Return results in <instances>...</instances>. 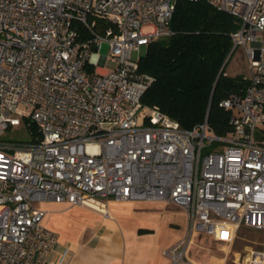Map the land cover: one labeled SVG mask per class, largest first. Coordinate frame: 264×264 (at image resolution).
I'll list each match as a JSON object with an SVG mask.
<instances>
[{
    "label": "built area",
    "instance_id": "obj_1",
    "mask_svg": "<svg viewBox=\"0 0 264 264\" xmlns=\"http://www.w3.org/2000/svg\"><path fill=\"white\" fill-rule=\"evenodd\" d=\"M176 1L0 0V264L44 263L57 241L44 200L177 204L188 224L164 250L172 264L185 261L196 233L226 240L241 225L264 230V0H190L239 23L229 56L242 48L248 83L219 102L232 112L224 135L207 116L185 129L142 103L152 78L138 73L135 54L172 34ZM25 118L39 126L37 142L2 137ZM242 264H264V249H248Z\"/></svg>",
    "mask_w": 264,
    "mask_h": 264
},
{
    "label": "trees",
    "instance_id": "obj_2",
    "mask_svg": "<svg viewBox=\"0 0 264 264\" xmlns=\"http://www.w3.org/2000/svg\"><path fill=\"white\" fill-rule=\"evenodd\" d=\"M231 14L204 1L177 0L170 23L172 34L152 40L138 58V73L152 78L142 103L156 106L185 129L208 125L219 135L232 131V112L219 105L231 92L241 93L248 80L242 74L228 75L230 34L238 28ZM75 26L82 37L88 29ZM25 135L21 144L37 142L39 126L29 118L22 122ZM256 138L264 143V125Z\"/></svg>",
    "mask_w": 264,
    "mask_h": 264
},
{
    "label": "crops",
    "instance_id": "obj_3",
    "mask_svg": "<svg viewBox=\"0 0 264 264\" xmlns=\"http://www.w3.org/2000/svg\"><path fill=\"white\" fill-rule=\"evenodd\" d=\"M91 203L94 208L54 200L38 202L45 210L43 224L57 233L43 264H172L164 250L185 236L188 224L179 205L112 198L104 205ZM243 227L226 240L196 233L185 261L176 264H242L248 249H259V241L244 237L253 233ZM64 250L68 253L60 263Z\"/></svg>",
    "mask_w": 264,
    "mask_h": 264
},
{
    "label": "rangeland",
    "instance_id": "obj_4",
    "mask_svg": "<svg viewBox=\"0 0 264 264\" xmlns=\"http://www.w3.org/2000/svg\"><path fill=\"white\" fill-rule=\"evenodd\" d=\"M144 50H145V46H142L140 52L138 54H135V56H139L143 54ZM107 52H108V44L106 42H103L100 50V54L106 55ZM103 68L106 70H112L114 68V62L112 60H108L107 63L103 66ZM225 72L228 75H232V76L237 74H242L245 77L248 76V69L242 48L238 47L236 51L232 54V56L230 57V59L228 60L225 66ZM22 124L23 123H21V125L19 126H9L5 130L2 137L5 140H9V141H17L18 138H23L25 132L23 130ZM243 228L253 233L252 235L247 234L244 237L247 239H253L254 241H259V249H264V230H256L249 227H243ZM255 233H257V235H255Z\"/></svg>",
    "mask_w": 264,
    "mask_h": 264
},
{
    "label": "bare ground",
    "instance_id": "obj_5",
    "mask_svg": "<svg viewBox=\"0 0 264 264\" xmlns=\"http://www.w3.org/2000/svg\"><path fill=\"white\" fill-rule=\"evenodd\" d=\"M96 203H98V202H96ZM98 204H100V203H98ZM101 205H104V204H101Z\"/></svg>",
    "mask_w": 264,
    "mask_h": 264
}]
</instances>
